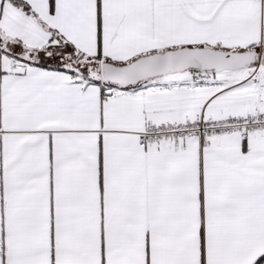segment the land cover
<instances>
[{"label":"snow or ice","instance_id":"obj_1","mask_svg":"<svg viewBox=\"0 0 264 264\" xmlns=\"http://www.w3.org/2000/svg\"><path fill=\"white\" fill-rule=\"evenodd\" d=\"M0 264H264V0H0Z\"/></svg>","mask_w":264,"mask_h":264}]
</instances>
